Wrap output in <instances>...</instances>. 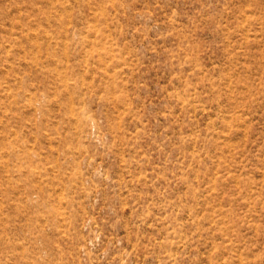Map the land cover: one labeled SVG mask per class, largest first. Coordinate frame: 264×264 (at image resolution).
Returning <instances> with one entry per match:
<instances>
[{"label":"rangeland","instance_id":"374dc122","mask_svg":"<svg viewBox=\"0 0 264 264\" xmlns=\"http://www.w3.org/2000/svg\"><path fill=\"white\" fill-rule=\"evenodd\" d=\"M0 264H264V0H0Z\"/></svg>","mask_w":264,"mask_h":264}]
</instances>
